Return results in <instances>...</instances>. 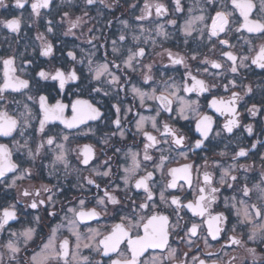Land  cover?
Segmentation results:
<instances>
[{"label": "snow or ice", "instance_id": "1", "mask_svg": "<svg viewBox=\"0 0 264 264\" xmlns=\"http://www.w3.org/2000/svg\"><path fill=\"white\" fill-rule=\"evenodd\" d=\"M97 3L112 7L106 4V0H82V4L80 0H61L64 7L58 8V23L54 19L44 20L45 16L51 15L46 10L57 7L53 0H12V7L30 8L28 20L32 23L28 26L45 29L44 32L37 30L35 37L40 42L39 55L55 60L54 44L48 35H54L66 24L63 36H75L74 30L86 23L85 17L93 19L89 11ZM130 7H139V14L134 17L139 23L133 27L128 20H120L128 31L122 32L118 41H111L113 58L108 59L107 51L101 60L93 58L95 51L89 53L87 76L75 66L84 64L85 60H78L73 50L66 53L71 66L40 67L38 71L33 69L34 74L28 78H24L27 66L34 64V60L26 58L23 53L0 56V137H12L13 140L12 147L0 143V193L5 198L0 203V264H188L187 260L179 258L174 240L191 249L196 245L193 238H202L205 248L210 249L214 247L211 241L219 243L223 234L226 239L220 251L227 247H245L249 241L264 243V154L260 155L258 179L247 175L254 170V164L239 163L241 158H248L261 141L252 143L250 148L237 145L231 155L232 163L227 165L220 161L209 164L205 156L202 165L187 162L170 166L177 157L187 161L190 152L211 148L213 137L231 136L241 127L238 106L245 96L254 94L252 84L243 83L247 76L242 77L241 70L257 74L259 69L264 74V0H192L187 7L182 0H171V7L165 0H143L142 6L134 3ZM0 8L9 9L8 0H0ZM74 8H80L82 15L74 16ZM180 13L185 15L181 17ZM161 19L163 23L159 22ZM181 19L182 23L179 22ZM41 20H44L43 25L39 23ZM146 21L153 26H146ZM24 24L23 12L16 15L10 11L9 16L0 18V28L17 36ZM166 26H171L172 31ZM129 34L131 46L126 43ZM178 37H182L181 43L190 50V55L163 47L165 42ZM98 39L93 35L88 43L96 49L92 42ZM257 40L259 44L255 42ZM148 46L152 51L162 48V52L156 55L167 56L169 63L165 68L178 71L175 66L179 65L185 69L181 83L173 77L164 79V73L159 80L156 79L153 64L144 62L152 54ZM201 48H207L213 54L218 52V58L204 55L200 59ZM18 57L23 66L17 65ZM189 60H199L203 67L198 66L194 74ZM137 73L142 85L132 80L133 74ZM229 73L232 78L226 84L210 83L200 78L207 74L217 79ZM219 87L230 95L227 99L213 95L208 102V108L224 117L223 124L217 128L216 118L201 112L198 99L188 97L192 93L199 97ZM258 87L264 90V84ZM68 93L73 98L66 100ZM85 93L90 98H83ZM121 93L131 94L132 99L138 101L139 109L153 114L134 111L133 105L125 107ZM13 94H19L23 99H17ZM93 94L116 100L110 105L115 110L114 119H109L93 102ZM246 111L256 117L264 113V102L260 106L253 103ZM129 114L133 115L135 127L132 145H111L114 155L123 154V163L116 164V171L113 170L112 157L107 156L105 149L102 148L101 153L107 158L99 162L94 145L84 144L76 149L68 146L70 137L95 134L91 127L87 132L82 130L81 126L90 121L109 120L115 126V130L98 143L108 146L115 136L127 140L125 122H132L128 121ZM164 114L166 118L161 119ZM192 117L195 118L194 132L198 137L190 143L188 132L192 129L189 127L185 132L186 126L180 125L179 121L191 123ZM59 125L63 128L57 131ZM243 130L249 136L253 135L252 124L244 125ZM14 134H18L19 139ZM137 137L141 139L137 140ZM14 151L20 154L17 159H14ZM73 152L77 165L82 167L72 163L70 156ZM217 155L225 157L228 152L221 151ZM37 160L41 162L42 170L46 169L50 177L57 179V184L25 186L24 182L36 175ZM210 167L219 170L218 178L214 171L208 170ZM84 171L89 175L81 182L80 174ZM73 172L77 174L76 187L81 192L91 193L95 189L92 195L95 206L87 207L91 201L80 196L76 206L61 209L64 213L61 217L55 210L58 193L63 192L59 180ZM237 173H241L243 180ZM223 188L234 194L225 196L224 209L214 213L213 206L221 199ZM10 191L16 195L8 201L6 197ZM175 193L187 195L182 198ZM25 208L42 209L51 221L58 219L59 222L44 224L38 214L32 219L25 216L22 222L20 216ZM109 212L112 213L111 219L118 218L119 222L103 229L90 226L89 222L98 221ZM188 213L191 217L181 224ZM233 214L235 223L231 221ZM172 217H175L174 221ZM192 218H199V222ZM13 221L24 226L14 229L10 223ZM205 229L206 235L202 237ZM64 230L68 235H64ZM85 250L88 255L84 254ZM246 251L253 264L258 259L264 264L255 248H246ZM93 253L103 259L93 260ZM183 255L187 257L188 253ZM206 255L217 259L209 261L193 255L191 260L193 264H218L217 253L208 251ZM219 264L223 262L219 261Z\"/></svg>", "mask_w": 264, "mask_h": 264}, {"label": "flooded vegetation", "instance_id": "2", "mask_svg": "<svg viewBox=\"0 0 264 264\" xmlns=\"http://www.w3.org/2000/svg\"><path fill=\"white\" fill-rule=\"evenodd\" d=\"M54 4L57 7H53L50 10L51 15L45 16L44 20L47 19H54L55 22L60 21V14L58 12V8H63L64 6L61 5V0H53ZM165 2L169 3L171 7V0H165ZM9 3V9L0 8V18L9 16V12H13L16 15H19L21 12H23L24 18H25V24L22 27L21 33L17 36V34L9 33L6 29L0 28V56H7L14 53H23L24 56L28 59H32L35 61L34 64L28 65V72L24 76V78H28L30 75H33V69L35 71H38L40 67H43L45 69H49L52 67H59L61 64H64L65 67L71 66V61L68 60L66 53L68 50H73L76 52L77 59H84V64H76L75 66L78 69L83 70L84 75L87 76V56L89 53L95 51V57H93L96 60H101L107 51L109 53L108 59H112L111 56V41L117 40L118 37L122 32H126L128 30H125L123 28V25L120 23V20L128 19L129 16L125 15L126 10L130 9L128 11H134L135 9H132L130 6L133 4V0H106V4L112 5V7H106L105 5L97 3V6L92 8L89 11V16L93 17V19L89 20L88 17H85L86 23H84L80 28L75 29L76 32L75 36H63V31L67 27L65 24L63 27L58 29L56 33L49 34L48 39L52 41L54 44V56L57 59H52L50 57H42L39 55V45L40 42L35 39L37 35V30L40 32H44V27L40 26L39 29H37V25H33L32 27H29L28 25L32 23V21L28 20L30 8L26 6V9L20 10V9H14L12 7V0H8ZM80 3L82 4V0H80ZM182 3L187 7L192 3V0H182ZM74 16L82 15V11L80 8H74L73 9ZM179 16L183 17L185 13L178 14ZM168 18H171L168 17ZM44 20H41L39 23L40 25H43ZM111 22L110 25L108 22ZM129 21V19H128ZM160 23H163L164 20L161 19L159 21ZM180 23L183 22L181 19L179 21ZM129 23L135 27V25L139 22H130ZM146 26L152 27L153 25L149 24V22H144ZM168 30L171 32L172 28L171 26H166ZM89 29H92V31H89ZM97 36L99 37L98 40L93 41L92 43L96 45V49L92 47L91 44L88 43V40L91 36ZM182 37H178L177 39L169 40L164 43V48H171L173 52H180L182 55H190L191 52L188 48H185L182 43ZM257 44L260 43L259 40L255 41ZM126 43L131 46V35L129 34L128 41ZM179 45V47H177ZM98 49V50H97ZM148 50L152 52V54L145 59V63H152L153 64V73L157 80L161 78V73H164V79H167L168 77H173L177 83L182 82V74L184 73L185 69L182 66H175L178 71L172 70L171 67L165 68V65H168V58L166 55H156V53H161L162 48L157 47L154 51L151 50V47L148 46ZM201 56L200 59H203L204 55H208L210 58L215 59L218 58V52L213 54L209 53L207 48H201ZM159 59H162V61H159ZM189 64L192 67V71L195 74L196 68L203 67V65H200V61H191L189 60ZM17 65L23 66L21 64V60L18 57L17 58ZM39 66V67H37ZM210 71H217L210 69ZM257 74H252L249 72H246V70H241V76H247L246 79H243L244 84H252L254 88V94L250 96H245L244 100H242L239 104V111L241 113V127L239 129L234 130V134L229 136L228 134H223L221 137H213L212 138V147L209 149H206L205 151L201 152L200 150H197L195 153H189V160L185 161L183 158L177 157L176 161H173L170 165L171 167L178 166V164L187 163V162H194L195 164L202 165L204 163L203 157L207 156L209 160V164H211L212 161H220L221 163L227 165L232 163L231 155L234 153V151L237 150V145L249 147L252 143L256 142L257 140L261 141L260 144H257V148L252 150L250 152V155L248 158H241L239 163L243 164H254L255 168L253 171H250L247 173V175L251 178L252 176H256L258 179L259 172H260V155L264 154V147L261 146V144H264V113L258 114L256 117H252L248 114L246 111L247 107H251L253 103H256L258 106L262 102H264V90H262V87H258V85L264 84V74L260 73V70H256ZM0 76H2V65H0ZM200 78L208 80L210 83H219V84H226L228 82V79H231V74H227L226 77H221L217 79H213L212 77L208 76L207 74H203ZM239 79V78H238ZM132 80L134 83H139L142 85V79L139 73L133 74ZM42 84L45 82H41ZM88 81H85V84H87ZM145 88L148 86L144 85ZM239 90V89H237ZM33 94H35V90H33ZM16 95L17 99H23L19 96V94H13ZM53 95L55 93L53 92ZM95 99L94 103H97V106L101 108L103 112H105L106 116L109 117V119H114V109L110 108V105L113 103H116V100L112 99L111 97H104L101 95H95L93 94ZM181 95H184L183 92H181ZM213 95L222 96L225 99L228 98L230 95V92H225L222 87L219 88H213L210 93H205L202 96L197 97L195 93L190 94L188 98L190 99H198L200 104V110L201 112H206L207 114L213 115L216 118V125L215 127H219L224 122V117L218 116L214 112L213 109L208 108V102L212 99ZM59 98V97H57ZM71 93H68L66 96L67 99H72ZM83 98H90L87 93L83 96ZM120 98L125 101V107L128 105L134 106V111H140L144 115H151L153 113H150L148 111H145L143 109H139L138 107V101H134L132 99L131 94L125 95V93L120 94ZM30 103V102H29ZM166 114L162 115L161 119H165ZM128 121H132L131 123L125 122V127L128 130V137L127 140H120L119 136L112 137L110 140V143L108 146H104L102 143H98V141H102L104 136L110 135L112 131L115 130V126L110 124L109 120H103V121H90L88 125L81 126L82 130L84 132H87L88 128L91 127L94 131V135L92 133H88L87 135H78L75 136V138L70 137L71 143L68 145L69 147L76 149L78 146H83L84 144H91L95 146L96 154L99 158V162H102L107 158V156L112 157V164H113V170L116 171V164L123 163V154H116L114 155L113 148L111 145H115L117 147H124L127 145H132L133 143V137L132 133L135 132L134 127V120L133 115L129 114ZM180 125L186 126L184 128L185 132H188V128L190 127L192 129L191 132H188V135L190 137V143L191 141H194L195 138L198 137V134L194 132V126H195V118H191V123L189 121H179ZM247 124L253 125V135L249 136L246 131L243 130V126ZM63 126L59 125L58 128H56L57 131L62 129ZM17 139H19L18 134H14ZM137 140H140V137L136 138ZM0 143L8 144L9 147L13 146V140L12 137H0ZM208 142H206L207 144ZM225 145H227V149L225 148ZM142 148V144L140 145ZM105 149L107 152V156L103 155L101 153V149ZM126 150V149H125ZM221 151H227L228 155L225 157H220L217 155V153ZM19 153H16L14 151V159H17L19 156ZM158 155V153L156 154ZM70 159L72 160V163L78 167H82L80 165H77L76 159H75V152H73L70 156ZM40 161L37 160L36 164L37 167L34 169V172L36 175L32 180L25 181V186L29 184H34L36 186H39L40 184H49L54 185L57 184V179L50 177L48 175V172L46 169H41L40 167ZM44 163H47L45 161ZM94 164L97 163V161L93 162ZM26 167L28 165H25ZM209 171H214L216 177L219 176V170L209 168ZM243 170H241L242 173ZM241 173H237V175L241 176V180H243V176ZM11 175V174H10ZM89 172L84 171L80 174V179L82 182V178L84 176H88ZM159 174H157L158 177ZM77 174L75 172L71 173L67 177L61 176L59 183L63 188L62 193H58V203L56 204L55 210L59 214V216H63V211H61L62 208H66L67 206H76L78 203L77 198L80 196H83L86 201H91V203L87 204V207H93L95 206V201L92 200V195L95 192V189L92 190V192H81V190L76 187L77 185ZM99 182V181H98ZM103 186V185H102ZM121 186L122 182H121ZM172 191V190H169ZM222 195L221 199L217 202V205L213 206L212 211L215 213L217 211H222L224 209L223 204V198L225 196L231 197L234 193L230 189L223 188L221 189ZM177 195H181L183 198L184 195H187V193H175ZM16 193L14 191H10L9 195L6 197L8 201H11L12 197L15 196ZM135 195V193H133ZM142 196V193H140ZM189 199H191V196H188ZM3 193H0V203L4 201ZM139 202V199L137 200ZM111 208V206H109ZM40 215L42 217V220L44 224H48L49 222L58 223L59 220L51 221L49 217H47L46 212H44L42 209L32 210L25 208L20 216V220L23 222L25 220V216H27V219H32L35 215ZM227 214V213H226ZM112 213L109 212L108 216H101L98 221H91L90 226L93 228L100 227L101 229L107 227H110L111 224L119 222L118 218L116 220L111 219ZM181 215L183 216L184 213L182 212ZM189 217H191V213H188L187 216L184 217V221H181V224L188 221ZM173 221L175 220V217H172ZM196 220V222H199V218H192ZM232 223H235V215L233 214L231 216ZM14 229H19L24 226L23 223H17L15 221L10 222ZM190 226V225H189ZM82 230H84L82 228ZM44 231L47 232L48 228L45 227ZM246 232V230H245ZM183 235V232L180 233ZM230 234V233H229ZM64 235H68L67 231L64 230ZM206 235V229L201 234V236ZM246 238V237H245ZM74 239V238H73ZM196 240V245H194L191 249L184 244L177 241H173V246L178 249V255L181 260H187L188 264H193V261L191 260V257L193 255H198L200 258L203 259H217L216 256L209 258L207 257L206 253L208 251H211L213 253H217L219 261H222L223 264H228L229 261H231V264H253V260L251 255L246 251V248H255L257 256L261 259H264V243H261L260 241L251 242L249 241L245 247H227L224 248L223 251H220L221 245L225 243L226 237L222 234V237L220 239V242L217 243L215 241H211V238L208 237L209 241H211L212 244H214V247L208 249L205 248V245L203 243L202 238H193ZM187 252L188 256L184 257V253ZM85 255H88V250L84 251ZM93 260H101L103 259L100 256L95 255L94 253L91 254ZM235 257V259H232ZM255 264H261V260L258 259Z\"/></svg>", "mask_w": 264, "mask_h": 264}, {"label": "rangeland", "instance_id": "3", "mask_svg": "<svg viewBox=\"0 0 264 264\" xmlns=\"http://www.w3.org/2000/svg\"><path fill=\"white\" fill-rule=\"evenodd\" d=\"M134 3H137V4H139L140 6H142V4H143V0H133V4ZM128 10H130V9H127L126 10V13H125V15H128L129 16V21L130 22H134L135 21V19H134V17H135V15H138L139 14V7L138 8H136L134 11H128ZM128 19H124V20H128ZM159 61H162V59H159Z\"/></svg>", "mask_w": 264, "mask_h": 264}]
</instances>
